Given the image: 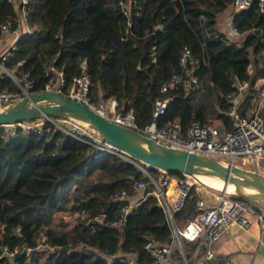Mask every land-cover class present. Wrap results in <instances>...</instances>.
<instances>
[{
	"label": "trees",
	"instance_id": "trees-1",
	"mask_svg": "<svg viewBox=\"0 0 264 264\" xmlns=\"http://www.w3.org/2000/svg\"><path fill=\"white\" fill-rule=\"evenodd\" d=\"M233 1L31 0L36 33L17 41L5 65L16 69L24 61L21 68L30 72L35 92L44 91L55 75L47 72L51 64L63 68L67 93L87 61L92 99H115L118 109L133 111L140 128L152 123L159 96L172 98L159 127L180 121L186 128L195 120L213 119L231 127L229 95L235 76L250 83L244 115H252L259 105L255 83L264 76V13L258 0L236 13L244 38L231 40L219 24ZM17 15L14 4L0 0V35L1 25ZM185 47L191 48L195 65L181 62ZM174 73L195 74L196 89L181 83L162 93L161 83ZM0 85L4 90L17 88L9 76L1 78ZM8 132L0 127V264H129V256L137 264H153L145 249L148 240L166 244L172 238L155 195L149 194L122 227L112 224L122 218L128 203L114 199L115 194L127 190L138 196L139 181L146 184L144 194L154 188L136 163L99 150L52 122H46L42 132L18 128L17 135L7 139ZM197 201L193 189L174 214L178 226L200 213ZM67 214L74 219L66 220ZM42 244L48 247L40 250ZM24 249L30 253L13 261L9 253Z\"/></svg>",
	"mask_w": 264,
	"mask_h": 264
},
{
	"label": "built area",
	"instance_id": "built-area-1",
	"mask_svg": "<svg viewBox=\"0 0 264 264\" xmlns=\"http://www.w3.org/2000/svg\"><path fill=\"white\" fill-rule=\"evenodd\" d=\"M17 8V18L9 20L1 25L0 35V80L9 76L17 85L14 90H4L0 85V101L4 104L28 96L34 91V83L30 78V72L22 69L24 61L19 63L16 69H9L5 62L11 50L16 49V43L21 38L35 35L36 29L30 21L29 7L31 0H8ZM255 0H234L227 17V31L223 32L227 38L237 40L244 38L235 23L236 13L251 8ZM260 10L264 13V0H258ZM10 36L9 44L3 48L4 40ZM181 62L183 64L195 65L197 62L193 57L191 48L185 47ZM83 74L77 78L75 86L67 93H64L65 73L63 68L52 65L48 69L51 75L50 81L46 84L44 91L57 90L67 97L82 101L96 112L102 114L110 120L131 127L141 133L150 136L158 142L164 143L174 148L188 150L191 153H198L210 157L218 158L226 162L246 167L252 165V170H257L264 174V117L258 110L252 115H244L241 111L244 96L250 83L248 80H240L235 76L234 91L229 95L231 107L229 115L232 118L231 127H227L224 121L213 119L209 121L195 120L191 125L184 128L180 121H176L170 127H159L158 119L168 109L172 98L159 96L154 102L153 121L144 128H140L133 111L118 109L109 101H94L92 99L91 77L86 72L88 62L81 64ZM184 83L189 89L195 90L199 78L188 73L182 76L174 73L170 80L161 83L160 91L166 93L171 88H175ZM256 97L259 109L264 104V76L258 78L255 83ZM46 122H52L59 128L76 137L79 140L89 142L99 150L124 156L128 160L136 163L143 172L150 178L154 188L152 191L143 193L146 184L139 181L136 184L137 190L141 194L131 196L127 190H122L115 194L114 199H128V203L122 209V218L112 224L122 227L127 216L136 209L141 202L149 195H155L164 211L170 227L172 228V238L170 242L161 244L155 240H148L145 249L153 257V264H164L173 261L175 247L181 248L184 255L185 264H190V258L185 254L184 242L191 241L196 244L193 257L198 258L202 249H205L203 258H215V252L211 245L219 240L225 233L238 224L243 228L250 226L253 220L257 219L264 227V210H259L254 204L236 199L233 193L224 189H216L206 184L200 175L190 173H172L161 168H151L149 164L140 162L125 154L119 147L103 140L101 137L80 125L74 120L62 116H44L36 119H29L13 124L5 125L9 132L7 139L17 135L18 128L42 132ZM3 127V126H2ZM242 159V165L237 161ZM150 169L156 171L151 174ZM248 169V168H247ZM175 182V189L172 185ZM198 194L197 205L200 213L187 224L180 227L176 224L174 214L180 210L186 201L191 190ZM101 221V217H96ZM19 250L9 253L13 261ZM129 264H137L134 256H129ZM201 263V262H200ZM216 264H234L230 257L219 260Z\"/></svg>",
	"mask_w": 264,
	"mask_h": 264
},
{
	"label": "water",
	"instance_id": "water-1",
	"mask_svg": "<svg viewBox=\"0 0 264 264\" xmlns=\"http://www.w3.org/2000/svg\"><path fill=\"white\" fill-rule=\"evenodd\" d=\"M67 117L86 127L103 140L119 147L125 154L172 173L210 175L234 185L235 194L264 210V174L218 158L174 148L124 126L96 112L82 101L67 97L57 90L33 92L13 102L0 101V127L44 116ZM255 190L257 194L249 192ZM28 255L24 249L14 260ZM217 262V259H213Z\"/></svg>",
	"mask_w": 264,
	"mask_h": 264
},
{
	"label": "crops",
	"instance_id": "crops-1",
	"mask_svg": "<svg viewBox=\"0 0 264 264\" xmlns=\"http://www.w3.org/2000/svg\"><path fill=\"white\" fill-rule=\"evenodd\" d=\"M228 13L225 18L226 22ZM222 22L220 21L219 28L222 32H225L227 31V23L224 28ZM109 102L113 106H116L115 99H110ZM258 110L264 117V105L260 109L259 105H257L254 113ZM175 186V182H173V190ZM195 248L196 244L194 242H184L185 254L190 258V264H216L225 257H230L234 261V264H264V227L257 219L253 220L247 228H243L238 224L234 225L229 232L225 233L211 245V248L215 252L217 262L213 260L214 258H203L205 249H202L198 258H194ZM164 264H185L181 248L176 246L173 253V261Z\"/></svg>",
	"mask_w": 264,
	"mask_h": 264
},
{
	"label": "bare ground",
	"instance_id": "bare-ground-1",
	"mask_svg": "<svg viewBox=\"0 0 264 264\" xmlns=\"http://www.w3.org/2000/svg\"><path fill=\"white\" fill-rule=\"evenodd\" d=\"M200 177L206 184H208L209 186L213 188L224 189L233 194L239 191L234 185L232 184L227 185L226 182L222 178H219L217 176L201 174ZM249 192L257 194L255 190H249Z\"/></svg>",
	"mask_w": 264,
	"mask_h": 264
},
{
	"label": "rangeland",
	"instance_id": "rangeland-1",
	"mask_svg": "<svg viewBox=\"0 0 264 264\" xmlns=\"http://www.w3.org/2000/svg\"><path fill=\"white\" fill-rule=\"evenodd\" d=\"M227 13H228V11H225V12H224L223 14H221V16H220V20L223 21V22H222V25H223L224 28H225V25H226V20H225V18H226V16H227ZM9 41H10V36H7V37L5 38V40H4L3 48H5V47L9 44ZM223 161H224V160H223ZM237 162H238L239 164L242 165V159L239 158ZM251 167H252V165H249V166H246L245 168L251 169ZM263 167H264V163H263ZM263 169H264V168H263ZM151 174H153V173H151ZM74 217H75V216H72V215H70V214H67V215L65 216V219H66V220H73ZM43 241H44V238H43ZM45 247H48V245H46V244H42V245L39 247V249H40V250H43ZM29 253H30V250L28 251V254H29ZM41 261H42V263H44V261H45V257H44V256L41 257ZM48 264H55V263L50 262V263H48Z\"/></svg>",
	"mask_w": 264,
	"mask_h": 264
}]
</instances>
